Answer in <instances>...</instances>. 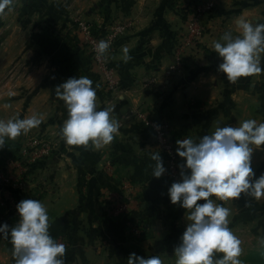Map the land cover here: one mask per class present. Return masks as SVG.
<instances>
[{
  "label": "crops",
  "instance_id": "crops-1",
  "mask_svg": "<svg viewBox=\"0 0 264 264\" xmlns=\"http://www.w3.org/2000/svg\"><path fill=\"white\" fill-rule=\"evenodd\" d=\"M202 1L15 0L13 8L0 16V120L37 114L43 121L27 134L5 141L0 170L11 172L21 150L32 141L52 144L49 155L30 168L25 188L10 192L19 201L35 199L45 206L50 235L65 240V264H94L99 242L102 254L108 256H159L163 264L175 257L188 212L170 203L171 182L164 174L151 175L150 155L159 152L164 167L166 158L138 112L167 120L176 148L177 140L198 142L218 126L238 127L248 119L264 123V72L229 83L217 71L220 60L212 49L224 33L238 34L237 19L264 23V0H213L214 8L204 17L207 32L198 52L185 58L179 70L168 72L187 10ZM77 19L94 26L132 22L111 57L120 81L116 92L104 88L79 45ZM124 48L132 57L127 63L122 59ZM83 76L93 81L98 108L114 104L112 118L120 124L111 144L100 150L67 146L59 136L67 110L54 89L70 77ZM252 168L254 178L264 174V145L254 150ZM7 189L0 184V196ZM216 202L229 209L232 233L249 227L253 237L264 238V197L256 200L242 194ZM121 204L125 211L119 210ZM16 221L4 216L0 207V223L15 226ZM130 225L139 226L140 234L132 233ZM0 264H14L11 243L4 238H0Z\"/></svg>",
  "mask_w": 264,
  "mask_h": 264
},
{
  "label": "clouds",
  "instance_id": "clouds-1",
  "mask_svg": "<svg viewBox=\"0 0 264 264\" xmlns=\"http://www.w3.org/2000/svg\"><path fill=\"white\" fill-rule=\"evenodd\" d=\"M14 3L15 0H0V16L11 10ZM235 26L239 30L237 35L226 32L212 44L220 60L217 71L232 84L264 72L261 64L264 23L237 19ZM109 48L110 42L101 40L94 50L98 58H103ZM131 58L129 49L124 48L123 62ZM54 90L67 110V118L59 129V136L67 146L100 150L111 144L120 127L112 118L115 105L98 108L91 79L70 77ZM42 122L37 114L27 118H19L17 114L7 121L0 120V148L6 140H15ZM176 144V154L183 158V163L178 165L180 179L170 185L167 195L172 205L178 204L188 212L185 230L174 248L176 264H241V241L228 227L229 209L216 201L239 199L242 194L256 200L264 197V174L254 178L252 168L254 150L264 145V123L248 119L238 127L218 126L198 142L185 138ZM150 159L154 162L151 175L160 178L166 172L162 157L154 152ZM15 207L18 216L15 226L0 223V238L10 241L14 264H65L66 247L50 235L45 206L35 199H23ZM261 245L264 246V239ZM217 253L222 255L217 257ZM127 264H163V261L159 256L145 258L130 253Z\"/></svg>",
  "mask_w": 264,
  "mask_h": 264
},
{
  "label": "built area",
  "instance_id": "built-area-1",
  "mask_svg": "<svg viewBox=\"0 0 264 264\" xmlns=\"http://www.w3.org/2000/svg\"><path fill=\"white\" fill-rule=\"evenodd\" d=\"M214 5L213 0H205L200 3H192L188 8L184 24L176 34L177 36L173 47L174 63L168 71L170 74L179 70L185 58L198 52L201 40L207 32L204 17L210 13ZM76 27L79 45L90 58L91 63L101 76L104 88L108 92H116L120 88V81L116 77V67L111 57L115 43L131 29L132 22L127 20H114L104 26H94L82 19H77ZM101 40L109 41L110 48L103 58H98L94 49L96 43ZM137 117L140 122L152 128L154 144L165 155L166 172L164 176L171 184L178 181L180 179L178 167L180 158L175 151L176 147L171 135L169 122L158 116H150L145 112H138ZM51 146L52 144L48 142L34 140L31 146L21 150L15 167L11 172L0 170V184L8 188L7 190L9 191L6 195L0 196V207L4 209V216L10 218L15 217L18 220L15 206L19 200L10 190L21 192L25 188L28 182L30 168L42 158L49 155L52 149ZM119 210L125 211L126 205H119ZM130 226L132 233L135 235L140 234L139 226ZM53 239L58 243H65L64 238L61 236L53 237Z\"/></svg>",
  "mask_w": 264,
  "mask_h": 264
},
{
  "label": "rangeland",
  "instance_id": "rangeland-1",
  "mask_svg": "<svg viewBox=\"0 0 264 264\" xmlns=\"http://www.w3.org/2000/svg\"><path fill=\"white\" fill-rule=\"evenodd\" d=\"M252 231L249 227L234 229L233 231V234L241 241V255L239 259L241 260V264H264V246L261 245V240L264 238L261 235L253 237ZM95 251L98 254L94 257V260H96L94 264H117V262H121L122 260L123 263L120 264H127L126 255H123L126 259L124 260L121 254H111V256L105 255V252L102 254V243L100 242L96 244ZM168 254L171 255L169 252ZM221 255V253L216 254L217 257ZM176 259V256L169 257L165 264H176Z\"/></svg>",
  "mask_w": 264,
  "mask_h": 264
}]
</instances>
